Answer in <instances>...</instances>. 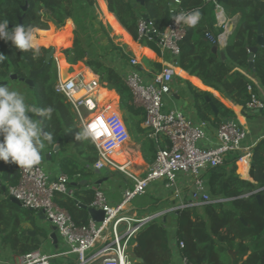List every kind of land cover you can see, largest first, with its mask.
<instances>
[{
    "label": "trees",
    "instance_id": "1",
    "mask_svg": "<svg viewBox=\"0 0 264 264\" xmlns=\"http://www.w3.org/2000/svg\"><path fill=\"white\" fill-rule=\"evenodd\" d=\"M98 1L0 0V20H7L11 28L21 24L20 19L23 18L22 24L25 27L38 29L35 35L39 48L53 47L61 54V49L69 46L64 50L68 61L74 64L84 63L100 77L102 84L113 85L120 97L119 107L127 112L124 121L132 140L141 144L144 159L147 163H152L156 158V149L154 142L149 139L147 129L142 126L145 112L134 104L133 96L125 84V71L117 70L106 59L112 53L120 52L123 53L122 59L130 65L131 58L124 54L122 46L115 43L110 35L111 29L100 20L96 13ZM181 1L187 12L199 9L201 20L195 27L186 25V36L179 43V67L203 82H209L211 87L221 93H224L223 85L230 81L236 90L235 93L231 86H226L229 93L234 95L231 100L242 106L245 113L250 112L247 114L248 119L264 117V111L256 114L248 109L247 104L251 100L248 86L252 81L236 70H246L264 87V48H260L256 54L254 68L250 69L249 66V49L256 46L259 23L264 32V0H219L226 13L232 12V17L242 14L229 37L226 61L213 52V48L218 46V37L223 32L216 27L215 5L206 0ZM170 2L171 0H145L144 3L138 0H104V6H99V9L102 15L104 10L113 15L110 26L121 32L122 37L131 39L132 36L141 45L153 48L155 40L139 38L138 13H147L156 30L163 32L172 20ZM27 4L28 10L24 12L23 7ZM45 5L43 16L50 27L42 21L41 11ZM70 17L77 26L75 33L70 27L73 25ZM64 20L65 26L61 28L60 23ZM74 34L76 44L72 46ZM48 52L49 50L40 49L39 54L34 56L31 51L18 50L10 41L0 40V54L3 55L0 60V82H5L12 74L28 78L32 70L42 68ZM57 80V66L52 61L45 73L35 79L34 90H37L40 100L38 105H31L38 108L52 106L54 109L52 118L43 121L44 130L52 135L51 142L45 143L51 148L59 144L64 173L69 178H74L77 174L87 176L93 173L90 167L98 159L97 151L90 138H77L83 128L76 123L77 115L73 113V107L66 97L56 93ZM8 82L10 85V80ZM192 92L197 100L198 113L203 119L215 116L220 123L221 117H235L233 111L208 93L194 87ZM207 97L211 98L218 115L213 113L210 104L206 102ZM75 150L80 155V162L77 157L71 160ZM243 156L244 153H232L225 165L206 173L212 199L221 202L174 212L166 221L162 218L145 224L130 241L129 251L135 259L134 264H142L136 263L138 258H143L144 264H181L176 254L180 242L185 243L183 254L194 264H264V190H261L264 188V138L250 152L248 180L237 176L238 166L240 174L244 171L243 162H239ZM0 173V182L9 186L18 184V165L0 161ZM247 194L251 195L244 197ZM94 196V191L89 189L76 193L77 201L87 206L93 203ZM67 199L65 202L58 195L56 202L69 211L77 225L87 224V210L79 208L75 200ZM31 223L34 224V221ZM30 231L22 233V238L18 241L19 247L14 249V253L26 254L40 250L41 239L32 237ZM174 240L175 246L172 245ZM230 251L237 253V257L233 258ZM67 261L69 264H76L75 258Z\"/></svg>",
    "mask_w": 264,
    "mask_h": 264
},
{
    "label": "built area",
    "instance_id": "2",
    "mask_svg": "<svg viewBox=\"0 0 264 264\" xmlns=\"http://www.w3.org/2000/svg\"><path fill=\"white\" fill-rule=\"evenodd\" d=\"M206 1L213 2L217 9L222 10L218 0ZM181 12H187L182 7V1L174 0L170 8L171 18ZM138 33L140 39L155 40L163 51L177 58L181 54L179 43L186 36V25H176L171 20L165 31L158 32L153 22L141 15L138 19ZM138 64L135 57L131 58L130 66L135 69L129 71L124 80L135 106L145 112L143 126L156 145L157 154L151 168L145 174L138 175L130 169L129 163L119 164L114 160L116 151L131 140L125 121L117 111L110 112V104L99 108L97 101L89 96L99 86V79L91 82L83 77L64 80L57 62L55 91L66 97L81 127L88 128L92 133L89 138L98 156L92 169L102 171L110 168L120 171L131 181L132 186L124 191L121 202L115 206L110 204L103 190L97 189L91 207L105 212L104 221L97 223L90 220L87 224L77 225L69 211L56 202L59 194L75 198L76 192L69 176L61 173L54 179L40 165L32 168L18 166L20 179L17 185L8 187V196L17 199L25 209L42 213L57 228L68 250L54 255L33 251L8 262L0 261V264H54L57 258L62 257L75 258L76 264H134L129 251L130 241L153 217L134 218L127 215V209L137 197L146 194L155 182H166V187L180 199L174 212L221 202L212 199L204 173L225 165L232 153H244L242 158H247L250 150L244 146L247 130L236 120L224 122L218 128V145L213 148L201 146L200 143L207 136V123L195 124L180 111L164 110L165 97L172 92L174 74L171 69L162 71L148 84L138 71ZM70 71L69 68L68 75ZM82 90L87 95L77 97ZM248 91L251 94L248 109L264 111V101L255 94L251 85ZM188 179H191V194L188 200H183L180 187ZM184 249L185 243L180 242L176 254L181 264H194L183 254Z\"/></svg>",
    "mask_w": 264,
    "mask_h": 264
},
{
    "label": "crops",
    "instance_id": "3",
    "mask_svg": "<svg viewBox=\"0 0 264 264\" xmlns=\"http://www.w3.org/2000/svg\"><path fill=\"white\" fill-rule=\"evenodd\" d=\"M139 2H141V1H139ZM173 2H174V0H171L170 8H171V4H173ZM211 3H213V2H211ZM218 4H219L220 8H222V11L217 13V7H216L217 5L214 4L215 5V18L217 20L216 27L218 29L219 28L222 29L223 32L218 37V39H219L217 42L218 46H215V47H218L219 49H218V52L215 54H218L222 58L220 53L226 52V47L228 45V38L231 35L230 34L231 33L230 28H231L232 24L237 23L239 15L232 17L231 16L232 12L229 14L226 13L224 7L222 6V4H220V1H218ZM138 14H139V16H141V15H144L147 13L140 12ZM110 15L113 17L112 14H110ZM117 32L121 34V32H119V31H117ZM212 33H213V31H212ZM130 37H131V39L127 36L123 37V41L129 47L127 49V52H125L124 47H123V46H125V43H122V44L121 43L118 44L116 42L115 43L117 45H120L123 47L124 54H128L130 58L135 57L139 61L137 69L141 73V75L143 76V78L145 79V81L148 84L152 83L155 76L160 74L162 71H164L166 69H172V68L175 69V70H173L174 75H173V80H172V92H171V94H169L165 97V100H164L165 101V109L164 110L166 112L174 111V110L180 111L183 114H185L186 117L191 119L195 124H201L204 122L207 123L206 139L200 143L201 146L207 147V148H213V147L218 145V136H217L218 135V128L222 123L230 121V120H236L248 132L247 140L244 143V146H246L247 148H250L249 156H247L248 167L250 168V165H249L250 164V152L253 149V147L264 137V117L258 116V117H253L252 119H248L247 114H250V112L247 111V113H245L244 108L242 106H240L239 104H237L236 102H233L231 100V98L234 95H233V93L232 94L229 93L226 86L227 85L231 86L235 93H236V90L230 81H227L223 85L224 93H221L217 89L211 87L209 85V82L205 83L201 79L190 75L189 72L181 69L179 67V64H178L179 57L174 58L172 54H170L167 51H163L157 44L155 45V47L150 48V47L141 45L139 42L135 41L132 36H130ZM73 44L74 45L76 44L75 34H74ZM225 55H226V53H225ZM122 56H123V53L121 54L120 52H115L111 55V59L109 56L106 59H107L108 64L112 65L117 70H122V71L124 70L125 73L127 74L129 71H132L135 68L126 64L124 59H122ZM65 60L67 61V63L69 62L67 60V58ZM222 60L226 61L227 56L225 59L222 58ZM69 65H71L70 66V68H71L70 74L71 73L72 74L77 73L75 77H77L78 79H80V77L85 78L84 72H81V74L79 72V74H78V71L75 70L76 67L80 65L82 67L83 71H85V69L89 70L96 77V79L100 80V77L98 75L94 74V72L82 62H79L77 64H69ZM236 70H238L243 75L247 76L252 81L251 86L253 87L255 94L261 100L264 101V87L260 84L258 79H256L252 74H250L246 70H240V69H236ZM75 77H73V78H75ZM85 80H86V78H85ZM99 82H100L99 86L101 88L106 89L110 92H114L116 97L118 96V94L115 90H109L108 88H106L107 87L106 84H102L101 80ZM189 84L192 87H194V88H196L202 92L208 93L209 95H211L215 99L219 100L225 107H227L228 109L233 111V113L235 114V117L234 116L231 118L221 117L220 120H222V122H220V123L216 121L215 116H211L209 119H203L198 113L197 100H196L195 95L192 92V87ZM207 98H209V97H207ZM207 98H206V102L208 104H210L213 113L215 115H218L219 112H218L217 108L215 107V105L212 103L211 98H209L211 100V102H208ZM119 100H120V97H119ZM108 104L112 105L113 100L109 101ZM211 104L214 105L217 112L214 111ZM235 106H239V112H237L235 110ZM116 111L119 113L118 108H116ZM251 113H256V114L260 113L261 114L262 112H260V111L256 112V111L251 110ZM143 128H144V126H143ZM151 141H153V140H151ZM130 143H131V140L126 145L122 146L121 148L124 150L128 149V151H130V153H129L130 158L132 157V155H134V154L136 155V153H137L138 156H133L132 158H134L136 161L138 159L137 162L139 164H137L138 166L136 168H134V163L132 162V158L130 160H128L126 163H129L131 165L130 169H132V171L135 172L136 174H138V175L139 174L140 175L145 174L151 168L155 159L152 161V163H147L146 160L144 159V156L142 153L141 144H138L134 141L135 145L133 148L130 149V147H128ZM154 147L156 149L155 143H154ZM42 151H43V159L39 165L42 166L45 169V171L51 175V178L55 179V178L59 177V175L61 173H64V171L62 169V165H61L62 164L61 149H60L59 153H56V152H54L53 148H51L50 146H48L45 143V147ZM72 153H73L72 154L73 156H72L71 160L75 159V157H77L78 162H80V155L77 154V151L75 150ZM156 154H157V149H156ZM92 167H90V169H92ZM92 171H93V173L90 175H87V176L81 177L80 174H77L74 178H70L71 179V186H72V188H74L75 192L77 193V192H80V190L84 191V190L89 189V190H93L95 193V191L97 189H101L103 191L105 189L106 191H104V192L106 193V195L110 201V204L112 206L118 205L122 200L124 191L127 188L132 186L131 181L122 172L114 170V169L106 168L102 171H97V170L92 169ZM0 175H1V173H0ZM204 175H205L204 177L206 178V173H204ZM99 182H101V183H99ZM0 183L2 184L0 187H2V188H3V186L6 187V192H3V190H2V193H0L1 195L3 193L5 194V196L2 195L3 196L2 199L5 200V202H6V200L9 201L8 203L11 204V209H13V206H14L17 209V212H21L22 210L27 211V215H25L23 213L21 214L27 220L24 223L26 226L24 229L25 230H31L29 232V234L32 237H38L39 239H41L42 246L51 245V247H49L48 249L51 251L52 250L56 251L55 254L66 252L68 248H67L64 240L58 234V232H57V242H55V240L52 239V237H51L53 234L52 228L55 226L52 225L46 218H45V220L42 219V217L39 216V214H40L39 212L30 211L29 209H25L24 207H19V206L15 205L14 203H12L10 201L11 197L8 196V194H7V189L10 186L6 183H2V182H0ZM183 187L184 188L182 190V199L188 200L190 197V194H191V179H188L185 183H183ZM147 193L150 194V196L152 197L153 200H152V203L145 206L144 208H146V210H147V208L152 209V213H147L146 215L141 216L139 213H137L135 211L136 208H138L135 206V207H128V209H127V215L128 216H132V217L138 218V219H143V218L152 216L153 220H161L162 218H164V221H166L165 218L166 219L169 218L171 213H174L173 210L180 203V199L175 197L174 192L172 190H169L166 187V182H163V181L155 182V183L151 184L149 189L147 190L146 194ZM59 198H62L65 202H67V200H68L67 199L68 197L61 195V194H59ZM70 199L77 201L76 196H75V198H70ZM78 202L83 204L79 200H78ZM91 205H89V207H91ZM4 206L9 208L7 202L5 203ZM142 208L143 207H141V209ZM17 214L19 215L20 213H17ZM42 216H44V215L42 214ZM19 218H22V217H19ZM90 220H92V219L89 216V221ZM32 221H34V224L31 223ZM18 223H19V226H21V225L23 226L21 219L18 220ZM171 230L175 233L174 228H172ZM172 245H174V246L176 245V240H174L172 242ZM37 251H40V250H37ZM20 255H22V254H17L14 252L0 253V261L8 262L9 260H12L13 258L18 257ZM134 261H135V259H134Z\"/></svg>",
    "mask_w": 264,
    "mask_h": 264
},
{
    "label": "clouds",
    "instance_id": "4",
    "mask_svg": "<svg viewBox=\"0 0 264 264\" xmlns=\"http://www.w3.org/2000/svg\"><path fill=\"white\" fill-rule=\"evenodd\" d=\"M171 19L176 25L183 23L195 27L201 20V12L199 9L181 12ZM0 40L10 41L18 50L31 51L34 56L40 52L32 26L16 24L10 28L7 20H0ZM53 112L52 106L35 107L26 101L23 93L0 83V161L25 168L39 165L45 141L52 140L51 133L43 128V121L50 120ZM91 135L88 128H83L77 138L87 139Z\"/></svg>",
    "mask_w": 264,
    "mask_h": 264
},
{
    "label": "rangeland",
    "instance_id": "5",
    "mask_svg": "<svg viewBox=\"0 0 264 264\" xmlns=\"http://www.w3.org/2000/svg\"><path fill=\"white\" fill-rule=\"evenodd\" d=\"M106 4H107V2H106ZM107 7H108V4H107ZM45 9H46V5L44 6V9L41 11L42 21L43 22H46L44 20V16H43V11ZM108 9H109V7H108ZM96 13L99 15V18H100V20H102L103 24L107 28L109 27L111 29V32H110V30H109V32L111 33L110 34L111 37H113L115 39V42L118 43V44L119 43H121V44L125 43L123 41L122 35L120 33H118L117 30H115L113 27L110 26L112 24V22H113L112 21V16L109 13H106V10L103 11V15H102V13H101V11L99 9L98 2H97V12ZM70 19L72 20V23H73V25H71L70 27L74 29V33H75V31H77V26L75 25L72 17H70ZM46 23H47L48 27H50L49 23L48 22H46ZM65 23H66V21L64 20L62 23H60V27L62 28V26H65ZM95 28H98V26H95ZM37 30L38 29H35V32ZM55 42H56V39H55ZM71 45L73 46L74 44H71ZM68 47L69 46H65L64 48L61 49V54L64 57V59H66V56L64 54V50L66 48H68ZM123 47H124L125 52H127V49L129 48L128 45H126V43H125V46H123ZM39 49L50 50L51 48H49V49L39 48ZM55 55H58V51L57 50H56V54ZM111 55L109 56L110 59H111ZM53 61L56 62L55 64L57 65L58 60H57V58L55 56L53 58ZM68 63L69 64H74L71 61H69ZM69 68L70 67H68V70H69ZM9 87L13 88V89H16V90L20 91L21 93H23L25 95V97H26V101L29 104H33L35 106L39 104L40 96L37 93V90L36 89L34 90V87L32 88V87L26 85L25 83H23L21 81H12V80H10ZM113 105H115V107L118 108V111H119L121 117L124 120L126 115H127V112L123 108L119 107V97L118 96L115 99H113ZM72 111H73V113H75L73 109H72ZM75 116H76V114H75ZM76 123L78 124V126H81L79 121H78L77 116H76ZM152 143H153V141H152ZM134 145L135 144H134V141L132 140V136H131V143L129 144L128 147H130V149H131V148L134 147ZM153 145H154V143H153ZM133 160H134V168H136L138 166L137 164H139V163L135 159H133ZM237 173H238V175L235 174V173L234 174L239 176V177H241V178L244 177V176H242L240 174V166H238V172ZM180 188L183 190L184 187L181 186ZM104 191H106V190L104 189ZM2 195L5 196L4 193ZM2 195L0 194V253H11V252H15L14 249H17L19 247L18 241H20L21 238H22V233L24 232V230H25L24 228L26 227L24 223L27 221L23 217V215H21V214L23 213V214L27 215V211L26 210H22L21 212H17V209L14 206H13V209H11V204L8 203L9 202L8 200H6V202H7L8 207L10 209L5 207L4 205H5L6 202H5V200L2 199L3 198ZM152 200L153 199L150 196V194L147 193L145 195L137 197L130 204L129 207H135V206L138 207V208H136L135 211L137 213H139L141 216H143V215H146L147 213H152V209L147 208V210H146V208H144L145 206H147L150 203H152ZM141 207H143V208L141 209ZM17 213H20V214L18 215ZM19 217H22V218H19ZM19 219L22 220V223H23V226L21 225L22 227L19 226V223H17V221ZM49 247H51V245H48V246L47 245L46 246H42L41 245V247H40L41 253L47 254V255H54L56 253V251L49 250L48 249ZM53 263L54 264H68L67 258H64V257L57 258Z\"/></svg>",
    "mask_w": 264,
    "mask_h": 264
},
{
    "label": "water",
    "instance_id": "6",
    "mask_svg": "<svg viewBox=\"0 0 264 264\" xmlns=\"http://www.w3.org/2000/svg\"><path fill=\"white\" fill-rule=\"evenodd\" d=\"M139 1H141L142 3H144L145 0H139ZM218 1H219V0H218ZM243 1H245V0H243ZM256 1H259V0H256ZM27 10H28V4H27L26 6L23 7V11H24V12H27ZM220 11H222V10H221V9H217V13H219ZM241 16H242V14H239V16H238V20H239V18H240ZM143 17H144L146 20H150V16H149L148 14H144ZM256 21L259 22V19H258L257 17H256ZM22 22H23V18L20 19V23H21V24H22ZM235 26H236V24H232V26H231V28H230V32H231L230 34H232V32H233ZM228 40H229V38H228ZM260 48H264V32H263V27H262V24H261V23L258 24V37H257V41H256V46H255V47H252V48L249 49V52H250V56H249V66H250L251 69L254 68V60H255V56H256V54L259 52ZM218 49H219L218 47H214V48H213V52H214V53H217V52H218ZM220 54H221V56H222L223 59L226 58V55H225L224 52H221ZM54 56H55V48H52V49L49 50V52L47 53V55H46V57H45L44 65L42 66L41 69L31 71V73H30V75H29L28 78H19L17 75H13V76L11 77V80H12V81H17V80H19V81L24 82L26 85H28V86H30V87L33 88V87L35 86V79H36L37 77H39V76H42V75L45 73V71H46L48 65L51 64V62L53 61ZM4 83H6V84L8 85V82H4ZM107 88H108L109 90H115L113 85H107ZM207 101H208V102H211V100H210L209 98H207ZM211 105H212L214 111L217 112V110H216V108L214 107V105H213V104H211ZM256 112H258V111H256ZM261 112H263V111H261ZM53 150H54V152L59 153V151H60V146H59V144H56L55 147L53 148ZM42 153H43V151H42ZM249 169H250V168L248 167V176H247V178H244V177H243L244 179H247V180L250 179V177H249ZM99 183H101V182H99ZM1 185H2V184L0 183V186H1ZM2 190H3V192H6V187L3 186ZM261 190H264V188L261 189ZM250 195H251V194H247V195L244 196V197H249ZM258 198H260V197L258 196ZM10 201H11L12 203H14L15 205H17V206L22 207V204H21L17 199H15V198H10ZM76 204H77L80 208H82V209L88 211V214H89L90 218L92 219V221L97 222V223H101V222L104 221V219H105V215H106V214H105V212H104L103 210H100V209H96V208H93V207L86 206V205H84V204L79 203L78 201H76ZM30 211H33V210H30ZM39 216H41L42 219L45 220V216H42L41 213L39 214ZM165 220H166V218H165ZM242 221H243V220H242ZM243 222H244V221H243ZM52 231H53V234H52L51 237H52V239L55 240V242H57V228H56V227H53V228H52ZM230 254L233 256V258H236V257H237V253H234V252L230 251ZM136 262H137V263H142V264L145 263V261H144L143 258H138Z\"/></svg>",
    "mask_w": 264,
    "mask_h": 264
},
{
    "label": "bare ground",
    "instance_id": "7",
    "mask_svg": "<svg viewBox=\"0 0 264 264\" xmlns=\"http://www.w3.org/2000/svg\"><path fill=\"white\" fill-rule=\"evenodd\" d=\"M104 4H105L104 3V0H99L98 1V5L99 6H104ZM56 50L57 49L55 48V54H56ZM55 57L58 60V63H59L60 68H61V72H62L65 80H68V79L73 78V77L76 76L77 73L76 74H72L71 73L69 75L67 74L68 67H69V63H67V61L64 59V57L62 56V54H59L58 53V55H55ZM75 70L78 71V74H79V72H80V74H81V72H84L85 73V78H86V81L87 82H91L92 80H95L96 79V77L89 70H86L85 69V71H83V69H82V67L80 65L77 66ZM173 70H175V69H173V68L171 69L172 73H173ZM85 95H87V93L84 90H82V91H80V93L78 94L77 97H83ZM89 96H92L97 101V103L99 104V108H102L103 106L107 105L109 101H112L113 99L116 98V95H115L114 92H110V91H108L106 89L101 88L100 86H97L94 89L93 93L92 94H89ZM235 110L237 112H239V106H235ZM114 111H116V107H115V105L112 104L111 105V111L110 112H114ZM129 153H130V151H128V149L127 150H124V149L120 148V149H118L116 151V153L114 154V157L113 158L119 164H126V162L128 160H130L133 156H138V154L136 153V155L134 154L130 158L129 157ZM133 159L134 158H132V162L134 163V160ZM137 161H138V159H137ZM239 162H243V164H244V171H243V173L241 175L244 176V178H247V176H248V160L245 157V158L240 159Z\"/></svg>",
    "mask_w": 264,
    "mask_h": 264
},
{
    "label": "flooded vegetation",
    "instance_id": "8",
    "mask_svg": "<svg viewBox=\"0 0 264 264\" xmlns=\"http://www.w3.org/2000/svg\"><path fill=\"white\" fill-rule=\"evenodd\" d=\"M51 49H52V48H51ZM51 49H50V50H51ZM32 71H33V70H32ZM12 76H13V74L10 75L9 78H8L5 82H8L9 80H11V77H12ZM17 81H19V80H17ZM0 83H4V82H0ZM8 85H9V82H8Z\"/></svg>",
    "mask_w": 264,
    "mask_h": 264
}]
</instances>
